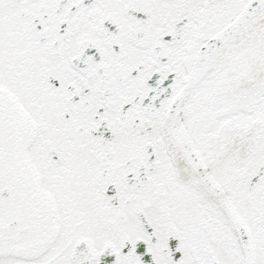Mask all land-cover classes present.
Listing matches in <instances>:
<instances>
[{"label": "snow or ice", "instance_id": "snow-or-ice-1", "mask_svg": "<svg viewBox=\"0 0 264 264\" xmlns=\"http://www.w3.org/2000/svg\"><path fill=\"white\" fill-rule=\"evenodd\" d=\"M0 264H264V0H0Z\"/></svg>", "mask_w": 264, "mask_h": 264}]
</instances>
